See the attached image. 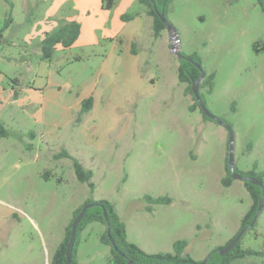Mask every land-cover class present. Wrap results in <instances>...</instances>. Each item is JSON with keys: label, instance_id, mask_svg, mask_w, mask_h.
Returning a JSON list of instances; mask_svg holds the SVG:
<instances>
[{"label": "rangeland", "instance_id": "rangeland-1", "mask_svg": "<svg viewBox=\"0 0 264 264\" xmlns=\"http://www.w3.org/2000/svg\"><path fill=\"white\" fill-rule=\"evenodd\" d=\"M10 2L0 0V30L10 13L13 18L0 47V121L11 133L0 141V264H50L74 211L91 198L112 202L128 241L147 253H173L183 240L185 253L202 262L237 235L252 199L245 180L222 184L229 132L190 110L194 101L179 80L176 52L197 54L206 76L215 74L213 92L205 86L200 93L234 132L236 172L264 176V50L257 52L264 47V12L258 0H173L167 19L178 39L168 28L157 39L142 31L140 76L126 73L131 54H123L115 70L113 60L102 67L110 57L113 17L121 11L95 8L88 15L76 0ZM128 6L124 13H135L139 3ZM76 13L100 44L42 61L39 39L62 15ZM103 14L110 25L102 23ZM119 23L127 31L141 29L140 20ZM75 54L82 61L66 66ZM90 91L95 108L78 123L79 108L68 102ZM64 150L93 172L94 192L78 181L71 159L56 158ZM146 196L172 202L151 205ZM104 230L93 223L83 232L81 264H111V249L100 241ZM243 236L242 248L264 252V207ZM233 264H264V256Z\"/></svg>", "mask_w": 264, "mask_h": 264}, {"label": "trees", "instance_id": "trees-1", "mask_svg": "<svg viewBox=\"0 0 264 264\" xmlns=\"http://www.w3.org/2000/svg\"><path fill=\"white\" fill-rule=\"evenodd\" d=\"M11 6L12 3L10 0H5ZM118 0H102V7L104 10L111 11L116 6ZM173 0H138L139 4L144 7L145 13L152 19V31L153 37L155 39L159 38L163 31L167 29L165 23L161 18V13L164 12L167 18L169 11V5ZM259 5L261 6L262 11L264 12V0H258ZM140 15L139 12L136 13H126L122 16V21L129 22L135 19L136 16ZM13 23V18L11 13L7 21L5 22L4 27L0 30V47L4 45L6 39L4 37L5 30ZM81 34V24L76 20H69L67 17H63L59 21V25L52 32L46 33L43 40L40 42L41 49V59L42 61L52 62L57 49H69L71 48L76 41L79 39ZM133 47H136V44H133ZM264 50V47L261 49L257 48V52ZM135 52V50L133 51ZM183 54V53H182ZM186 58L180 60V65L178 69V77L180 82L187 83V94L190 93L193 97L194 104L190 106L191 111L199 109L205 120H213L212 118L207 117L202 112L198 101L196 100L192 86L195 81H197L201 75V70L187 58L194 60L195 62L202 65L201 57L197 54L186 55L183 54ZM214 79L215 74L212 73L207 75L200 84V89L208 86V93H212L214 90ZM201 94V93H200ZM16 98L18 93L15 92ZM203 102L206 104L204 96L201 94ZM94 106V98L89 97L82 101L81 110L77 114V122L81 123L85 115L90 113ZM214 121V120H213ZM224 121V120H223ZM225 122V121H224ZM227 123V122H225ZM10 130L6 127L5 123L0 121V141L2 139L10 137ZM59 158H68L73 162L74 171L79 182L87 184L90 187V190L94 192L95 184L92 182L93 172L87 170L77 159L72 157L67 150H64L56 156ZM45 178L50 179V172H45ZM254 178L260 180L264 183L263 174L256 172L249 173ZM232 175L229 172L227 176L222 180V184L225 187H229L232 183ZM246 189L249 192L252 199V206L250 210L242 219L241 229L245 227H250L257 212L260 207V202L262 200L264 190L261 186L253 184L249 181L245 183ZM146 200L152 204H171L172 200L169 197H159L152 198L146 196ZM87 204H94L93 207L89 208L86 211L85 217L80 222L77 228V240L76 245L73 251V257L70 264H81L78 257V247L81 243V236L83 232L88 228L89 225L93 223L102 224L105 227L103 234L100 236V241L102 244L107 245L111 249L110 263L111 264H195L194 261L188 254L185 253L187 248L186 241H177L174 244L173 253H147L142 250L139 246L128 241L127 238V228L124 221L121 219L116 206L108 200H94L88 199L83 205L76 209L73 213V218L71 222L65 229V235L58 246L52 261L50 264H67V246L71 238L72 223L75 218L81 213L82 209ZM152 207H149V210ZM107 215L110 228H108ZM255 226V225H254ZM253 226V227H254ZM236 235L229 241V244ZM244 237V236H243ZM242 237V239H243ZM113 242H112V240ZM242 239L235 245V247L223 255L218 250H222L225 246L220 247L218 250H214L210 253V259L207 264H233L234 262L245 259L250 256H264V252H258L252 249L242 248Z\"/></svg>", "mask_w": 264, "mask_h": 264}, {"label": "crops", "instance_id": "crops-1", "mask_svg": "<svg viewBox=\"0 0 264 264\" xmlns=\"http://www.w3.org/2000/svg\"><path fill=\"white\" fill-rule=\"evenodd\" d=\"M126 2L135 4L136 0H118L117 1V4L114 7L113 11L116 10V11H121V12L116 13L113 17V18H115V20H114V22H112V24L114 23L116 25V27L114 29V36L113 37H107V40L109 42H112L111 51L109 53L110 57H109V59L106 58V63L104 62L102 67L106 70L107 65H110V61L113 60L111 65L114 64V70H115L117 67H119V65L122 62V60H121L123 58L122 55L125 54L127 56L128 54H131L132 58L130 61L127 60V57H126V64L124 67L126 70H128L126 73H129V76H130L131 72H133V70H134V72L136 71V74L140 76V68H139V61H138V58L140 56L139 55L140 51H138V49L136 48L137 45L134 48L133 44L134 43L137 44L136 42L139 41L143 37V32L146 31V29H148V32L151 33L150 35L152 36V33H153L152 21L151 20L148 21V18H150V17L147 16V14L145 13L144 7H142L139 4L138 10L136 12H139L140 15L136 16L135 19H133V20H138V21L140 20L141 29L138 31H133V30L127 31L126 30L127 26H122V24L119 23L120 20L122 21V16H123V14H125L124 12L128 11V9L130 8V6L125 7ZM76 4L79 7V9H82L84 12H88V15L91 14L90 13L91 10H95V8L97 11L100 9L99 10L100 12L103 11L105 13V11L102 7V0H82V1L76 0ZM64 16L65 15H62L58 21H60ZM67 18L69 20H76L81 24V34H80L79 39L76 41V43L71 48H69V49L58 48L57 52L61 51L62 53L67 54V52L72 51V50H79V52L80 51L85 52V51H89L91 49L95 50L96 46H98V44H100V43H98L100 40L97 37L93 36V34L92 35L88 34V32L85 31L84 22L80 19L78 13L73 14V15H68ZM109 19H110V17L105 16V14H103V16L101 17L103 24H109ZM58 21H56V24L53 25L52 31L58 27V25H59ZM95 21H96V19L92 20L90 22V24L95 23ZM88 27H89V25H88ZM108 28L112 29V26L108 27ZM52 31H50V32H52ZM122 31H124L125 33L123 34ZM50 32H47V31L44 32V35H43V37H41L39 39L38 44H40V42L43 40L45 34L50 33ZM119 41H120V49L121 50H118V48H117ZM103 45H104V43H101V46H103ZM122 49H124V50L122 51ZM134 50H135V52H133ZM57 52H56V54H57ZM102 56H103V54H102ZM134 57H136V59ZM82 59H83L82 55L75 54V56H71L70 58L66 59V66H68V64H72L74 62H81ZM133 59H135L136 64H134V62H133V64L131 65V61ZM62 67L63 66H61L60 69H58L56 73L60 74ZM110 80L112 81L111 78H110ZM127 82H128V80H127ZM111 83H109V84H111ZM58 90L61 92L62 86H59ZM84 97H85V99L89 98V97H93L94 98V106H95L97 100H96V95H95L94 91H93V93H91V91H90V93H87L86 95H82V96L79 95L73 102L69 101L68 103L71 104L75 108H79L78 111H80L81 103L84 100L82 98H84ZM94 106H93V109L95 108Z\"/></svg>", "mask_w": 264, "mask_h": 264}, {"label": "water", "instance_id": "water-1", "mask_svg": "<svg viewBox=\"0 0 264 264\" xmlns=\"http://www.w3.org/2000/svg\"><path fill=\"white\" fill-rule=\"evenodd\" d=\"M161 18H162L163 22L165 23L166 27L168 29H171L172 31H174V33H175L174 35L178 39V36H177L175 30H173V28H172L171 24L169 23L168 19L166 18V15H165L164 12L161 13ZM176 54L178 55V57L180 59L186 58L179 51H177ZM187 59L190 62H192L193 64H195L201 70V72H202L201 77L197 81H195L193 83V86H192V90H193L194 96H195L196 100L198 101L202 112L204 113V115H206L209 118H212L217 123L224 125L227 128L228 132H229L228 167H229V169L232 172V178L233 179H238V180L249 181V182H251L253 184H256V185L261 186L263 188V190H264V183L261 182L260 180H258L256 178H253V177H242L239 173L236 172V170H235V161H234V141H235L234 132H233L231 126H228L227 124L223 123L219 118H217L216 116H214L212 114V112L208 109V107L206 106V104L203 102V100L201 98V94H200V84L204 80V78L206 76V72L204 71L202 65H200L199 63L195 62L194 60H192L190 58H187ZM93 206H94V204H87V205H85L84 208L82 209L81 213L75 218V220L72 223L71 238H70V241H69L68 246H67V264H70L71 261H72L73 251H74V248H75V245H76V240H77V228H78V225L80 224V222L85 217L86 211L89 208L93 207ZM263 207H264V194H263L262 200L260 202V207L258 209V212H257V214H256V216H255V218H254L251 226L250 227H245V228L241 229V231L236 235V237L229 244H227L222 250H218L221 254L225 255L228 252H230L235 247V245L242 239L243 235L250 228H252L255 225V223H256L259 215L262 212ZM105 216L107 218V215L106 214H105ZM107 222H108V228H110L108 218H107ZM112 242H113V240H112ZM210 255L211 254H209L202 262H197L195 264H207L208 261H209V259H210ZM131 264H133V263H131Z\"/></svg>", "mask_w": 264, "mask_h": 264}, {"label": "flooded vegetation", "instance_id": "flooded-vegetation-1", "mask_svg": "<svg viewBox=\"0 0 264 264\" xmlns=\"http://www.w3.org/2000/svg\"><path fill=\"white\" fill-rule=\"evenodd\" d=\"M226 172H227V174H229V172L231 173V175H232V172H231V170L229 169V167H228V161H227V166H226ZM242 177H248V176H244V175H242L241 173H239Z\"/></svg>", "mask_w": 264, "mask_h": 264}]
</instances>
